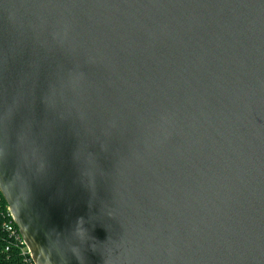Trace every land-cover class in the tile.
Returning a JSON list of instances; mask_svg holds the SVG:
<instances>
[{"label":"water","instance_id":"water-1","mask_svg":"<svg viewBox=\"0 0 264 264\" xmlns=\"http://www.w3.org/2000/svg\"><path fill=\"white\" fill-rule=\"evenodd\" d=\"M0 195L34 264H264V0H0Z\"/></svg>","mask_w":264,"mask_h":264},{"label":"built area","instance_id":"built-area-1","mask_svg":"<svg viewBox=\"0 0 264 264\" xmlns=\"http://www.w3.org/2000/svg\"><path fill=\"white\" fill-rule=\"evenodd\" d=\"M0 246L4 252L10 248L16 250L21 257V264H34L29 249L25 245L21 234L16 227L13 217L0 195Z\"/></svg>","mask_w":264,"mask_h":264},{"label":"trees","instance_id":"trees-1","mask_svg":"<svg viewBox=\"0 0 264 264\" xmlns=\"http://www.w3.org/2000/svg\"><path fill=\"white\" fill-rule=\"evenodd\" d=\"M22 260L18 252L12 248L9 251L4 252L0 246V264H21Z\"/></svg>","mask_w":264,"mask_h":264}]
</instances>
